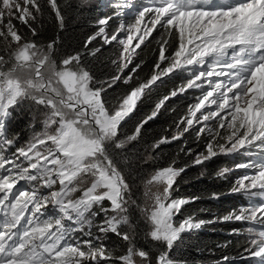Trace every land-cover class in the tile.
Returning <instances> with one entry per match:
<instances>
[{"label": "snow or ice", "instance_id": "obj_1", "mask_svg": "<svg viewBox=\"0 0 264 264\" xmlns=\"http://www.w3.org/2000/svg\"><path fill=\"white\" fill-rule=\"evenodd\" d=\"M106 3L111 14L96 18L83 48L61 54L66 0H0V264H176L170 251L182 234L210 223L243 225L230 231L245 236L241 256L264 264V0ZM49 23L57 32L45 43L38 37ZM113 44L115 72L98 78L87 58ZM153 44L152 66L141 77V53ZM168 81L175 83L151 112L126 128ZM120 82L125 90L113 103L108 93ZM174 99L183 111L141 153L143 129L175 113ZM24 102L33 124L21 143L7 121ZM188 133L196 147L180 151L190 164L145 169L159 159L149 148ZM219 157L233 166L216 178L235 174L226 194L241 202L209 221H177L199 199L175 197L177 177L191 166H201L203 176ZM108 233L126 242L119 254L105 246ZM139 240L152 243L145 248Z\"/></svg>", "mask_w": 264, "mask_h": 264}, {"label": "trees", "instance_id": "obj_2", "mask_svg": "<svg viewBox=\"0 0 264 264\" xmlns=\"http://www.w3.org/2000/svg\"><path fill=\"white\" fill-rule=\"evenodd\" d=\"M68 5L66 15V27L59 35L62 37V43L59 48L61 54H67L74 50L83 48V41L88 35L95 32L94 22L96 18L103 15L111 14L110 6H99L94 0H66ZM119 21L114 20L112 27L114 28ZM56 28L52 24H46L39 39L47 43L56 35ZM101 44L98 39L91 47H97ZM155 45H150L141 53L140 59L145 61L142 69L139 70V75L143 77L147 73L153 63V48ZM116 45L104 46L101 53L96 58H87L89 66L93 69L98 78H105L108 75L114 74L115 69L111 65V60L116 55ZM139 63V60L135 61ZM134 66V65H132ZM130 66V67H132ZM128 70H126L127 72ZM175 83L168 81L161 85L159 89L145 102L140 105L139 111L129 120L126 128L131 127L135 122L143 116L151 112L153 102L160 95L165 94L168 89ZM125 90V85L120 82L114 86L108 93L109 98L115 103L116 98ZM171 106L176 108L175 113L163 112L158 118L150 121L143 129V138L136 145V148L144 153V149L158 140L162 135L167 134L164 130L169 129L174 121L183 111L180 101L173 100ZM11 112V116L7 121L9 133H19L20 139L27 137L29 115L25 120L16 119V116ZM16 119V120H15ZM174 130V129H170ZM187 142V143H186ZM23 143V142H22ZM181 147H196L194 133L185 134V136L172 143L163 144L158 149L152 150L149 148V153L159 157L156 164H146L144 167L148 171L153 170L157 166H167L173 160L177 161L175 167H183L185 164L191 163V157L185 156L181 152ZM233 161L230 158L219 157L204 166L205 175L201 176V166L188 167L181 173L176 180L174 187L177 189L173 195L175 197H199V199L190 202L183 206L181 214L175 219L182 221L186 217H192L194 221L212 220L217 215H224L229 209L235 207L241 202V197L237 195H227L230 188V181L234 175L229 176L227 180L217 179L216 172L222 167H232ZM213 193L223 194L218 199L211 198ZM101 220V219H100ZM100 221H97L99 223ZM243 225L237 223H210L205 224L200 229L188 231L182 234L181 239L176 242L174 248L170 251V257L176 264H213L220 260L223 256L233 257L232 264H251L247 257H242L241 253L244 250L245 236H234L230 234L233 228H242ZM106 247L114 249L116 254L126 248L124 242L119 236L109 234V237L104 239ZM152 242L145 243L143 240L138 241V246L147 248ZM229 244L228 247L221 245Z\"/></svg>", "mask_w": 264, "mask_h": 264}, {"label": "rangeland", "instance_id": "obj_3", "mask_svg": "<svg viewBox=\"0 0 264 264\" xmlns=\"http://www.w3.org/2000/svg\"><path fill=\"white\" fill-rule=\"evenodd\" d=\"M94 1L98 2L99 6L101 5V7L110 6V5H108L106 3V0H94ZM214 2L218 3V2H220V0H214ZM132 15H133V11L129 10L126 13L125 19L126 20H131ZM13 111H14L13 114H14V116H16V119L19 118L21 120H23V119L25 120V118L27 117V115H29V121H28V127L29 128H28V131L26 133V135H28V136L27 137H23V138L20 139V142L22 143V142L26 141L29 138V136L31 135L30 125L33 124V120H32V110L30 109L29 104L27 102H24L21 105L17 106ZM41 119L42 118H38L36 120V122H35V128H36L37 131H39L40 128H41V126H42L41 125ZM100 219H102V217H98L97 218V221H100ZM94 231H95V229H94ZM109 234L115 235V234H112V233H108L107 236H106V238L109 237Z\"/></svg>", "mask_w": 264, "mask_h": 264}]
</instances>
